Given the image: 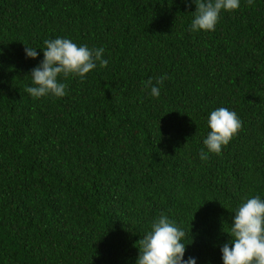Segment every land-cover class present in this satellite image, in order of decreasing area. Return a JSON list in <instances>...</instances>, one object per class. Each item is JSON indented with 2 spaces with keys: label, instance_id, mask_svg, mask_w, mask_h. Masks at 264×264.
<instances>
[{
  "label": "trees",
  "instance_id": "1",
  "mask_svg": "<svg viewBox=\"0 0 264 264\" xmlns=\"http://www.w3.org/2000/svg\"><path fill=\"white\" fill-rule=\"evenodd\" d=\"M195 10L0 0V264H136L161 214L189 234L184 260L223 264L237 207L264 199V0H240L208 32L191 30ZM58 37L102 47L108 65L34 98L25 77ZM162 76L153 97L143 82ZM221 107L242 127L216 154L203 140Z\"/></svg>",
  "mask_w": 264,
  "mask_h": 264
},
{
  "label": "clouds",
  "instance_id": "2",
  "mask_svg": "<svg viewBox=\"0 0 264 264\" xmlns=\"http://www.w3.org/2000/svg\"><path fill=\"white\" fill-rule=\"evenodd\" d=\"M192 3L196 9L192 14V31H213L222 11L231 12L240 7V0H192ZM247 3L251 5L254 0H247ZM44 45V59L25 77L31 78L33 86L24 90L34 98L50 94L64 97L67 95V84L58 78L78 76L83 79L96 68L97 63L102 68L108 65L102 47L90 49L87 45L78 46L70 39L59 37L45 40ZM25 53L31 59L38 56L37 48L33 47L25 46ZM165 78L160 77L155 84L149 79L143 82V86L158 98V85ZM208 126L210 132L203 144L209 152L220 154L222 147L240 131L242 121L234 111L221 107L210 113ZM200 158L207 160V153L202 150ZM229 226L227 234L231 240L221 248L223 264H264V199L259 195L247 198L237 207ZM188 236L173 220L161 214L152 224L151 231L134 245L139 250L136 264H196L194 258L184 260L187 244L183 241Z\"/></svg>",
  "mask_w": 264,
  "mask_h": 264
}]
</instances>
